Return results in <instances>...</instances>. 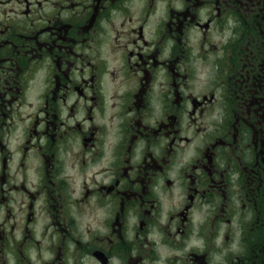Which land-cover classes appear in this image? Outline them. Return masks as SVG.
<instances>
[{
    "label": "flooded vegetation",
    "instance_id": "1",
    "mask_svg": "<svg viewBox=\"0 0 264 264\" xmlns=\"http://www.w3.org/2000/svg\"><path fill=\"white\" fill-rule=\"evenodd\" d=\"M0 264H264V0H0Z\"/></svg>",
    "mask_w": 264,
    "mask_h": 264
}]
</instances>
